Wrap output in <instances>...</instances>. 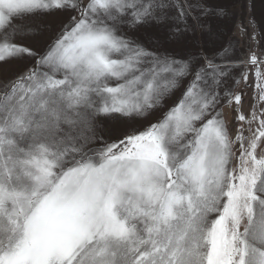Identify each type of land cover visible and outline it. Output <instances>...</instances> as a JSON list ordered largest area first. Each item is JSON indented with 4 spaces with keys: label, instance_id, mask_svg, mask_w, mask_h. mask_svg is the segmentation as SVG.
Returning a JSON list of instances; mask_svg holds the SVG:
<instances>
[{
    "label": "snow or ice",
    "instance_id": "snow-or-ice-1",
    "mask_svg": "<svg viewBox=\"0 0 264 264\" xmlns=\"http://www.w3.org/2000/svg\"><path fill=\"white\" fill-rule=\"evenodd\" d=\"M229 15L0 0V264H264V29ZM36 17L58 21L41 47Z\"/></svg>",
    "mask_w": 264,
    "mask_h": 264
},
{
    "label": "rangeland",
    "instance_id": "rangeland-1",
    "mask_svg": "<svg viewBox=\"0 0 264 264\" xmlns=\"http://www.w3.org/2000/svg\"><path fill=\"white\" fill-rule=\"evenodd\" d=\"M216 2L224 4L230 14L226 20L215 22L218 28L227 31L229 34H233L236 32V25L238 23H243L247 25L249 20H254L258 30L264 29V0H216ZM28 23L33 25L37 31L35 35L24 40L23 42L30 44L34 47H41L50 38V32L47 29L50 26L57 24L58 21L53 17H36L29 19ZM153 39L155 41H159L161 44H163L165 47H168L170 50L176 47L174 43L167 40V37L163 32H155ZM202 39L211 44V41L214 38L203 36ZM13 67L14 65L0 66V76H2L5 72H9L10 74V70ZM254 83L255 77L252 71L249 70L248 84L254 85ZM239 87L244 88L245 92L247 93V95L245 96V110H247L248 105L251 101L254 87H247L243 82H241ZM176 95L178 96L179 93H177ZM170 103L171 101H168V104L165 105V108L155 112L150 117V119L155 122V120L162 115L163 111L166 110L167 106L170 105ZM146 123L147 121L139 120L136 122L122 123L120 125L109 124V129L113 127H118L126 131H132L133 129L142 130ZM111 138L112 135L109 131L105 134V139L110 140Z\"/></svg>",
    "mask_w": 264,
    "mask_h": 264
}]
</instances>
